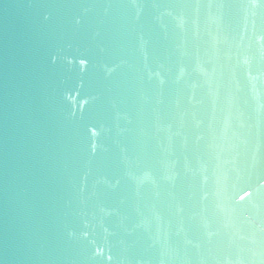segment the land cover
<instances>
[{
  "label": "water",
  "instance_id": "1",
  "mask_svg": "<svg viewBox=\"0 0 264 264\" xmlns=\"http://www.w3.org/2000/svg\"><path fill=\"white\" fill-rule=\"evenodd\" d=\"M0 264H264V0H0Z\"/></svg>",
  "mask_w": 264,
  "mask_h": 264
}]
</instances>
